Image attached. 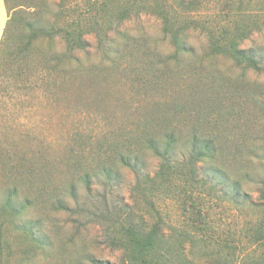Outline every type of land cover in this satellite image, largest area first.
Instances as JSON below:
<instances>
[{
	"label": "rangeland",
	"instance_id": "rangeland-1",
	"mask_svg": "<svg viewBox=\"0 0 264 264\" xmlns=\"http://www.w3.org/2000/svg\"><path fill=\"white\" fill-rule=\"evenodd\" d=\"M58 1L9 0V4L11 7L19 3L33 5L32 13H36L41 3L54 8ZM206 1L209 2L200 13L181 10L183 15H178L181 22L185 15L188 20L194 17L218 23L217 17L225 14L226 0ZM245 2H255L254 5L264 9V0ZM213 21L211 25H216ZM118 29L110 34V38L119 41L113 47L118 53L115 64L116 52H110L107 46L100 48L96 38L89 36V54H79L88 70L74 71L67 79L37 68L43 59L38 52L31 60L36 71L27 68L14 79L11 71L8 70L9 78L6 71L0 72V152L4 155L0 157V169L5 170L2 162H7L9 157L14 159L18 151L19 155L34 160L43 153L47 166L43 179L39 180V164L34 171L37 178H25L27 182L33 181L29 183L30 190L28 183L25 185L22 196L33 200L22 220L9 222L3 228L0 264H123V253L109 244L107 225L89 214L105 209L98 201L106 195L111 208L112 205L125 207L132 211L134 219L142 215L134 208V173L114 156L138 154L142 171L153 177L161 160L144 150L142 141L167 132L177 137L173 159L178 162L186 160L193 134L216 139L228 156L220 168L232 179L240 178L247 193L233 198L230 190L202 191L199 200L202 228H197L195 220L190 219L191 212L183 209L182 197L160 198L156 208L166 221V235L176 236L186 245L181 259L174 255V264H215L228 253L221 246L225 240L246 244L252 232L264 225V199L259 184L264 107L248 96L255 93L264 104V74L244 71L224 56L208 57L205 38L199 31H191L193 51L191 56L186 55L187 62L178 66L170 62L169 69L160 73L157 69L166 68L169 63L165 61L172 52L160 20L141 14ZM122 31L128 32L130 42L121 49L123 39L118 33ZM20 34V29L15 27L12 35L15 42ZM255 43L264 45V32L252 36L243 47ZM109 166L119 181L115 188L109 186L111 190H105L98 184L103 182L105 168ZM86 173L93 179L91 193H87L82 182ZM10 176L14 178L13 174ZM211 178L204 176L207 182ZM5 180L0 179L1 189L7 186L9 178ZM35 184L38 188L32 187ZM72 185L81 198L96 192L100 196L91 199L81 210L70 195ZM226 192L230 194L225 195ZM55 197L64 199L70 210L56 208L50 201ZM24 229L35 231L40 243L32 240ZM248 250L250 259L264 258V246Z\"/></svg>",
	"mask_w": 264,
	"mask_h": 264
},
{
	"label": "trees",
	"instance_id": "trees-1",
	"mask_svg": "<svg viewBox=\"0 0 264 264\" xmlns=\"http://www.w3.org/2000/svg\"><path fill=\"white\" fill-rule=\"evenodd\" d=\"M4 1L9 20L0 43V61L4 63L0 65V72L6 71L8 78L9 71L14 73L13 79L27 68L32 72L36 71V67L31 64L36 52L40 53L43 58L37 68H43L46 74H56L57 77L67 79L76 73L74 71L82 68L88 70L83 58L79 55L89 54L88 37H95L100 48L107 46L110 52L115 53L116 50L113 47L119 44V41L110 38L111 32L116 31L125 21L139 17L141 14H150L160 20L163 33L172 46V52L165 61L169 64L164 62L166 68L157 69L160 73L166 72L171 63L178 66L187 62L186 55L191 56L193 51L190 45L191 31H199L205 38V51L208 57L224 56L244 71L252 70L258 74H264V45L255 43L249 48L243 47V44L252 36L264 32V9L254 5L255 2L237 0L234 3L235 0H226L225 14L217 17L219 18L218 23L212 20L216 25H211L210 20H199L194 17L188 20L185 15L183 16L184 21L181 22L178 16L183 15L181 10H188L191 13L202 12L205 4L209 2L206 0L188 2L185 0L177 2L168 0H59L54 8L46 6L45 2L41 3L36 13H32L31 9L35 8L33 5L26 6L25 3H19L11 7L9 0ZM15 27L20 29L21 33L17 42L12 37ZM118 34L123 39L121 49L127 47L130 42L128 32L122 31ZM117 55L116 52V58ZM106 57L110 60L109 56L106 55ZM117 60L118 58L113 59V63L115 64ZM13 66L16 71L12 68ZM245 79L246 76L241 80L245 82ZM241 80L240 83L244 84ZM248 96L256 105L264 107L255 93H249ZM177 143V137L172 132L143 139V149L150 151L161 160L159 171L153 177L148 172L142 171V159L138 154L114 156L115 160L134 173L136 179L134 208L142 212V215L134 219L132 211L125 207L112 205L111 208L105 200L107 196L103 195V199L98 201V204L104 205L105 209H97L89 216L93 214L97 220L107 225L106 236L110 240L109 244L123 253V264H174L172 260L174 258L175 261V254L180 259L185 255L186 245L177 240L176 236L166 235V221L156 208V202L160 198L169 196L180 199L182 197L183 209L190 211V219L195 220L194 224H198L197 228H202L203 217L201 216L202 207H200L202 204L199 200L204 190L210 192L213 190L208 188L218 191L220 189L230 190L233 198L247 194L243 191L240 178L232 179L220 168V164H225L228 156L222 152L223 147L217 145L216 139L193 134L184 162L173 159ZM19 153L20 151L15 153L14 159L9 157L7 162H2L5 170L0 169V179L9 178L7 186L0 188V249L4 238L3 228L9 222L22 220L30 209L33 199L31 200L29 196L23 197L22 194L25 193L24 188L27 183L28 190H30L31 184L29 183L33 180L27 182L25 178L32 177L34 180L37 178L34 172L36 164L40 166L39 180L47 175L43 153L36 160L34 157L19 155ZM2 154L1 151V159L4 156ZM259 159L262 166L259 184L262 186L261 194L264 199V149ZM28 162L32 164V167ZM105 169L106 177L98 185H103L105 190H111L109 186L115 188L119 179L113 173L112 167ZM11 173L13 179L10 176ZM205 175L212 178L207 182L204 180ZM82 182L87 193H91L93 179L90 173L82 177ZM32 187L38 188L36 184ZM230 193L226 192L225 195ZM35 194H37L36 191ZM93 194L81 198L75 185H72L70 190L72 200L81 210H84V206L91 199L100 196L97 192ZM82 199L85 200L81 202ZM50 201L54 202L59 210H70L64 199L55 197ZM141 202L144 203L143 207H141ZM145 217H148L150 222ZM203 229H207L206 224ZM24 231L29 233L32 240L40 243L36 240L35 231L32 229H24ZM221 246L227 249L228 253L219 257L215 264H234L236 261L240 264H264V258L250 259L251 251L248 250L264 246V225L252 232L246 244H234L225 240ZM236 253L234 258L229 257V254L235 255Z\"/></svg>",
	"mask_w": 264,
	"mask_h": 264
},
{
	"label": "crops",
	"instance_id": "crops-1",
	"mask_svg": "<svg viewBox=\"0 0 264 264\" xmlns=\"http://www.w3.org/2000/svg\"><path fill=\"white\" fill-rule=\"evenodd\" d=\"M8 20H9V13L5 1L0 0V43L3 38Z\"/></svg>",
	"mask_w": 264,
	"mask_h": 264
}]
</instances>
